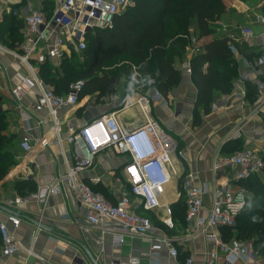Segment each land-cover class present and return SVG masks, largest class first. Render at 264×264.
<instances>
[{"label":"built area","instance_id":"1","mask_svg":"<svg viewBox=\"0 0 264 264\" xmlns=\"http://www.w3.org/2000/svg\"><path fill=\"white\" fill-rule=\"evenodd\" d=\"M0 2L6 4L8 0ZM132 6V0H62L55 6L52 16L46 18L29 2L22 4L20 19L24 25L23 43L19 52L11 54L23 66L26 74L18 75L17 84L9 90L10 101L24 132L17 150L24 155L31 152L29 132L33 124L36 128L42 125V122L36 121L37 115L41 113L46 114L53 131L54 139L51 143L61 147L60 112L75 109L84 85L81 81L73 82L65 95L58 96L42 82L36 69L44 63L81 56L88 39L96 31L111 29L114 18ZM255 21L264 26V15L256 16ZM237 31L241 42L254 37L250 26L238 27ZM191 41L190 58L180 67L182 74L187 76L191 75V58L201 50L196 39ZM0 50H3L1 45ZM263 65L264 56H261L253 67ZM246 79L247 75L243 74L236 84L242 85ZM31 90L37 94L31 103H27ZM132 108H138L144 119L141 125L132 122L125 125L122 122L121 117ZM149 115L148 98L138 95L126 97L119 112L95 117L77 130L69 126L70 136L66 143L73 147V160L66 159L62 152L64 173L50 185L38 189L24 200L16 199L13 203L17 205L34 201L45 205L49 197L63 191L72 203L78 204L85 211L84 223L80 227L84 234H88L91 229H99L102 236H112L114 246L121 247L125 240L150 239L152 225L147 218L149 213L161 211L164 214L162 223L172 228L169 198L178 201L183 197L188 228L214 247L205 255L207 264H264L250 245L234 240L226 243L217 235L220 228L233 227L244 210L248 200L245 189L242 186H218L211 192V204L206 217H201L203 197L207 191L196 185L195 175L187 173L182 167L184 155L173 136ZM239 138L240 133L237 132L233 139ZM51 143L42 138L39 146L46 148ZM106 151L123 158L120 177L116 179L118 191L114 202L93 191L92 186L100 184L99 178H90L87 183L79 178L92 167L95 157ZM263 171L264 144L260 148L248 145L231 155H216L210 169L213 176L220 172L228 173L229 183L235 185L257 177ZM17 172L15 175L20 174ZM23 173L28 174L25 170ZM175 178L180 180V189L176 188L173 195H170L169 187ZM7 221L15 230L20 226V220L15 216H7ZM0 243V260L10 259L22 252L35 257L41 264H50L24 247L3 222H0ZM161 243L167 248L170 258H178L177 249L168 240L162 239ZM158 251L156 245L150 246L149 264H158ZM128 264H139V260L130 257ZM180 264L195 263L193 257H187Z\"/></svg>","mask_w":264,"mask_h":264},{"label":"crops","instance_id":"2","mask_svg":"<svg viewBox=\"0 0 264 264\" xmlns=\"http://www.w3.org/2000/svg\"><path fill=\"white\" fill-rule=\"evenodd\" d=\"M61 1L8 0L6 4L1 2L0 4H3L9 9L12 6L18 7L22 3L26 4L29 2L32 7L40 10L46 18H50L55 6L59 5ZM222 1L226 7V11L221 19L214 24L217 27L214 37L226 34L234 42L239 43L237 28L250 26L254 37L244 42V44L254 49L259 55L264 56V26L258 25L255 21L256 16L264 15V0ZM1 21L2 15L0 16V23ZM212 38L210 37L205 41L208 42ZM2 49L0 50V66L2 68L0 72V96H7L5 99L8 101L10 107L9 110L5 111H9V114L15 118L17 126L11 131L17 135V143H19L24 132L10 101L9 90L17 84L18 75L24 76L26 72L16 58L12 56L11 53L13 51L4 47ZM189 53L190 51L187 49L183 58L174 63L173 67L182 75L181 81L184 83V86L194 93V99L190 100L184 96L183 98L185 99L181 106L175 103H180L182 96L171 94L169 97L167 95L166 98H170L168 100L170 105L173 107L175 105L176 107L174 111H171L169 105L164 103L163 96L157 94L159 98L156 100L159 101L150 108V113L153 110L155 118H152L150 115L149 117L159 121L163 128L173 136L178 145V149L184 155L185 162H183L182 167L187 173H193L195 175V184L207 191L203 197V210L201 212V217H206L211 204L212 190L218 186L229 185L234 188L241 186V184L235 185L234 183H229L230 176L228 173L220 172L213 176L210 172L215 156L224 154L222 147H226L227 144L235 141L233 136L237 132L240 133L238 140H242L247 146L260 148L264 144V122H262V118L264 117V65L257 71L252 72L235 50L232 49L233 60L238 65L239 76L233 83L231 91L228 94H216L214 106H212L214 107L212 110L214 115L225 116L227 119L223 124L225 125L222 129H225L223 131V137L221 136V124L217 125V128L220 130L216 131V128L207 137L201 139L198 138V133L196 134L194 132V124L190 122L191 110L195 105V89L190 76L183 75L180 70L181 64L190 58ZM51 63L56 65L57 61H52ZM36 70L38 71L39 67ZM243 74L247 75L245 81L252 84L257 92L256 100L253 103L246 100V87L244 83L239 86L236 84L237 80ZM36 94L37 92L35 90H31L27 103H31ZM138 95L144 96L138 93L134 94V96ZM127 97L130 96L127 95ZM145 97L148 98L150 103L149 96ZM91 99H93V102H91ZM104 101L105 98L97 101L96 97L86 96L79 99V103L73 111L62 110L60 112V122H62L60 138L63 141L62 148L55 143H51L54 139V134L51 130L50 123L47 121L46 114L41 113L37 115L36 121L42 122V125L36 128L33 124V129L29 132L32 144L31 152L28 155H24L17 150L25 158L27 166H30V174L15 175L16 171H12L0 182V199L4 203V206L1 204L0 206L12 211L15 214L14 216L19 218L20 226L16 230L13 229L7 223V216L11 215L2 211H0V222L7 225L13 236L24 247L30 249L34 255L50 264H91L85 250L80 245L87 250V253L97 259L98 264H128L130 257L137 258L139 264H149L151 245H156L159 248L158 264H180L187 257H193L195 264H207L205 255L211 252L214 247L211 244L205 243L204 238L199 234H193L190 228H188L185 218L182 225L171 215L172 228H168L162 223L164 214L161 211L149 213L147 218H149L152 225L150 239L125 240L121 247H116L112 243L113 240L110 234L102 236L101 230L99 229H91L88 234H84L81 231L80 227L84 223L85 211L78 204L72 203L63 191H60L58 195L49 197L45 205L34 201L23 202L17 205L13 203L16 199L24 200L33 194L29 193L26 196H20L13 188L14 182H28L34 186V191L36 192L38 189L50 185L55 178L64 173L62 152L66 159L73 160V147L66 143V139L70 136L68 131L69 126L73 130H77L91 119L106 115L107 111H102L101 109L103 106H106ZM122 107L120 109H112L110 113L119 112ZM188 108H190L189 113L187 112ZM138 119H141V123H144V119L139 113L138 108L130 109L121 117L125 125L130 122L139 125ZM42 138H46L51 144L46 148L40 147L39 141ZM17 145L15 147L16 149ZM24 164L25 162H22V165ZM122 164V157L116 156L108 151L102 152L95 157L92 167L84 171L79 178L84 183H87L90 178H99L100 184L92 186V188L101 191L108 201L114 202L118 191L116 179L120 177ZM257 177L263 178L264 171ZM179 184L180 180L175 178L169 187L170 195L176 188L177 190L180 189ZM245 192L249 199L250 193L246 189ZM180 200L175 201L169 198L171 209ZM184 211H186V208H184ZM31 221L37 222L39 226H35ZM217 235L220 236L219 230ZM162 239L168 240L177 249V259L174 260L169 257L167 248L161 243ZM4 263L41 264V261L21 252L10 259L0 260V264Z\"/></svg>","mask_w":264,"mask_h":264},{"label":"trees","instance_id":"3","mask_svg":"<svg viewBox=\"0 0 264 264\" xmlns=\"http://www.w3.org/2000/svg\"><path fill=\"white\" fill-rule=\"evenodd\" d=\"M132 1V7L114 18L111 29L98 30L88 39L86 49L81 55V64L76 57L71 56L62 59L59 68H55L51 62L39 66V78L53 88L54 94L63 96L71 83L81 81L84 85L79 99L90 96L99 101L105 98L111 79L105 74H99L105 66L122 57L130 65L141 68L139 71L144 80L133 77L132 85L154 83L157 92L166 96L181 81V74L174 69L173 64L185 55L192 35L198 41L204 40L200 45V53L190 61V79L195 89L194 110L200 109L203 114H207L216 94H228L231 91L239 76L232 49L252 72L260 68L253 67L261 56L254 49L244 43L234 42L226 34L214 37L217 29L214 24L226 11L222 0ZM21 8V4L18 7L12 6V13L4 14L0 23V45L14 52H19L23 43ZM210 37L213 38L206 42ZM244 85L246 100L253 103L257 97L255 87L247 81H244ZM9 113L0 109V182L16 166L15 162L6 163L18 144L17 135L10 129L12 121L9 116L14 121L15 118ZM238 141H232L226 146L233 147ZM13 185L16 193L22 197L35 190L33 185L24 181L14 182ZM241 186L250 193V198L234 226L220 228L219 234L226 243L232 240L249 242L255 250L262 249L264 180L254 177L241 183ZM184 208L185 200L182 197L171 209L173 218L182 225L185 218ZM260 257L264 262V255Z\"/></svg>","mask_w":264,"mask_h":264},{"label":"rangeland","instance_id":"4","mask_svg":"<svg viewBox=\"0 0 264 264\" xmlns=\"http://www.w3.org/2000/svg\"><path fill=\"white\" fill-rule=\"evenodd\" d=\"M11 11L12 10L10 8L8 9L3 4H0V16L1 15L3 16V14L8 15V14L12 13ZM191 39H196V38L192 35ZM191 39L189 40L188 45H187V49H189V51H190V47H191V43H192ZM203 41H204L203 39H201L200 41L197 40L198 45L200 46V44ZM240 43H244V42L240 41L239 44ZM74 57H76L78 59V62L80 64L83 62L82 56H74ZM60 64H61V61L57 62L55 65V68H59ZM139 70H141L140 67H134V66L130 65L129 63L125 62V60L122 57L115 59L112 63L108 64L107 66H105L103 68V70L101 71V73L99 75L105 74L111 80H110V84H109V92H108L107 96L105 97V101H104L106 106H103L101 108L102 111L105 110V111H107V114H109L112 111V109H120L124 105V102L126 100L127 95H129L130 98H132L134 96V94H137V93L144 95V96H149L150 108L152 107L153 104H156V102L159 101L156 99L159 98L157 96V94L158 95H160V94L157 92V89L154 86V83H151L150 85L143 84L142 86L132 85L133 77L134 78L137 77V79H139L141 81H142V79L144 80V78H142V76L140 75ZM180 82L181 83H179L176 87L172 88L168 92L167 95L169 97L171 96V94L182 96L181 102L175 103L176 105L180 104L182 106L183 100L185 99L183 97L186 96L187 99L193 100L194 99V95H193L194 93L192 92V90H188V88H186L184 86V83H182V81H180ZM51 89L53 90V88H51ZM222 95H224V94H222ZM166 96H163V98H162L164 100V103L169 105V108L171 111H174L176 108L175 105H174V107L172 105H170V103L168 102V100L170 98L167 99ZM5 98H7V96H2V95L0 96V109L2 111L9 110V107H10L8 101ZM154 101H155V103H154ZM91 102H93V99H91ZM212 106H214V102L211 105L210 111L207 114H203L200 111V109L194 110L195 105L192 107V110H191L192 115L190 117V119H191L190 122H191V124L192 123L194 124V126H195L194 132H196V134L198 133V138L202 139L204 137H207V135L209 133H211L214 129H216L218 127L217 125H221V124H222L220 127V129L222 131L221 136L224 134L223 131H225V129L224 130H222V129L225 127V125H223V124L227 119L225 118V116L214 115L212 113V110L214 107H212ZM187 112L188 113L190 112V108H188ZM150 116L152 118H155L153 110H151ZM9 118L12 121L10 129L13 130V128H15L17 126V124L10 116H9ZM138 120H139V125H141L142 120L141 119H138ZM262 122H263V120H262ZM220 129L217 128L216 131H218ZM245 146H247V144L245 142H243L242 140H239L235 146L233 145V147L231 145H230V147H228V146L222 147V152L224 153L223 155H231V154H234V153L241 151L243 148H245ZM10 162H15L16 166L12 167L4 178H6L12 171H18L17 173H20L19 175H25L23 173V170H25L29 174L30 166H27V162H26L25 158L22 157V154L18 153L16 148L13 149L12 155L7 158L6 163H10ZM22 162H25V164L22 165ZM19 175H18V177H20ZM263 180H264V177H263ZM251 183H252V181H251ZM34 192L35 191H33L31 193H34ZM100 194H102V193H100ZM0 204L4 206L2 199H0ZM246 243H248V245H250L249 242H246ZM251 248L253 250H255L252 246H251ZM255 251L260 256L264 255V248H262V249L258 248Z\"/></svg>","mask_w":264,"mask_h":264},{"label":"water","instance_id":"5","mask_svg":"<svg viewBox=\"0 0 264 264\" xmlns=\"http://www.w3.org/2000/svg\"><path fill=\"white\" fill-rule=\"evenodd\" d=\"M0 211L6 213L8 215H11V216H14L15 215L12 211H10V210L2 207V206H0ZM31 223H33L35 226H39L37 222L31 221ZM80 247L83 250H85L86 255H87V257H88V259H89V261H90L91 264H98V261H97V259H95V257H93L91 254L87 253V250L82 245H80Z\"/></svg>","mask_w":264,"mask_h":264}]
</instances>
